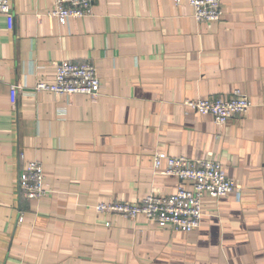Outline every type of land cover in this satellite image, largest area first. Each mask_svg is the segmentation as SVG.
<instances>
[{
	"label": "crops",
	"instance_id": "obj_1",
	"mask_svg": "<svg viewBox=\"0 0 264 264\" xmlns=\"http://www.w3.org/2000/svg\"><path fill=\"white\" fill-rule=\"evenodd\" d=\"M0 14V264H264V0H220L218 22L188 0H93L60 23L54 0ZM61 60L91 62L95 95L36 91ZM240 89L251 106L217 124L184 101ZM157 152L217 159L235 190L202 199L185 233L98 202L172 195ZM42 165L46 196L21 195Z\"/></svg>",
	"mask_w": 264,
	"mask_h": 264
},
{
	"label": "built area",
	"instance_id": "obj_2",
	"mask_svg": "<svg viewBox=\"0 0 264 264\" xmlns=\"http://www.w3.org/2000/svg\"><path fill=\"white\" fill-rule=\"evenodd\" d=\"M177 4L180 0H175ZM193 16L198 21L208 23L222 19L220 0H188ZM93 0H54L48 15L60 23L69 18L91 15ZM0 14L12 16L10 0H0ZM101 88L96 67L91 62L75 63L61 60L55 69L51 82L38 81L36 91H51L71 95L82 93L95 95ZM184 104L200 113L209 114L217 124H224L233 115H244L251 106L248 97L240 89H234L230 95L217 97H198L186 99ZM166 167L160 173L173 175L180 180L172 195L148 194L134 202L111 201L98 202L95 209L99 212L118 214L125 218H134L139 214L159 225H168L174 231L190 233L195 230L202 216V199L205 196L218 198L235 190L234 180L227 176L222 163L217 159L188 158L184 155L172 156L157 152L153 156V165L160 169L161 161ZM18 188L21 195L28 199H40L47 194L43 181L42 165L32 160L19 173Z\"/></svg>",
	"mask_w": 264,
	"mask_h": 264
}]
</instances>
